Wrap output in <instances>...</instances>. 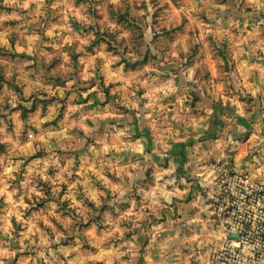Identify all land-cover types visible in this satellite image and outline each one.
Masks as SVG:
<instances>
[{
	"label": "crops",
	"instance_id": "0c3cea01",
	"mask_svg": "<svg viewBox=\"0 0 264 264\" xmlns=\"http://www.w3.org/2000/svg\"><path fill=\"white\" fill-rule=\"evenodd\" d=\"M218 10L224 14L225 23L222 27L213 23L211 28L226 32L228 37L237 26L241 31H249L245 23H238L228 7ZM256 33H239L230 38L239 90L250 94V104L224 95L222 102L218 101L220 97L208 98L204 113L187 121L183 118V96L198 90L192 71H184L183 78L177 72L166 76L158 68L154 73H145V80L138 85L134 62L122 61L115 54L99 49L81 56L72 64L74 70L63 61L56 68L52 57L47 59L40 54L24 59L21 54H14L11 60H4V79L12 78V84L21 88L26 99L34 95L29 102L20 101L24 108H30L36 98L49 99L55 94L64 100L66 108L59 126L46 131H58L84 117L88 118L84 122L91 124V118H96L97 126L86 137L79 129L72 132L86 140L84 147L61 148L53 157L72 154L81 162L87 152L88 136L94 140L90 146L100 147L102 141H108L121 149L110 153L108 158L125 165L120 173L124 176L122 181L114 175L111 179L122 182L128 188L127 194L133 195L126 214L127 241L116 250L123 264H211L214 251L229 236L223 229H214L212 210L204 206L196 193L198 185L215 189L208 180L207 164L218 161L228 164L232 170L246 174L250 185L264 181V58L257 57L260 48H264V38H257ZM224 44L227 45L226 40ZM2 45L16 49L14 52L23 50L8 40ZM27 46L25 51L30 52L32 46L30 43ZM52 46L59 48L56 43ZM117 74L120 79H116ZM56 79L64 84L56 83ZM103 86L109 89L108 94ZM214 86L199 89L204 94L216 93ZM55 104L47 105L45 115H39L41 104H36L37 120L32 119L36 126L40 118L50 113L53 118ZM210 140L216 144L206 148ZM136 194L139 200L135 199ZM197 236L205 238L194 241ZM77 252L84 264L115 261L110 249L85 254L78 247Z\"/></svg>",
	"mask_w": 264,
	"mask_h": 264
},
{
	"label": "rangeland",
	"instance_id": "374dc122",
	"mask_svg": "<svg viewBox=\"0 0 264 264\" xmlns=\"http://www.w3.org/2000/svg\"><path fill=\"white\" fill-rule=\"evenodd\" d=\"M222 7H228V11L236 15L238 23H245L249 30L241 31L242 28L237 26L236 31H232L229 36L237 37L239 33L251 35L258 32L256 37L264 38V0H0V250L7 248L16 251V256L7 264H18L29 257L37 258L38 264H68V261L77 258L81 260L80 253L77 252L78 247L85 254H96L102 249H110V254L115 259L110 264H123L116 250L127 241L129 227L126 214L133 195L126 193L125 197L119 200H114L109 195L102 198L99 206L86 200V207L90 211L79 215L75 209L69 207L70 201L59 199L67 190V185H61L62 191L53 194L50 182L36 176L31 179L29 186L35 185L44 193V197L33 196L32 200H28L25 196V203L29 207L23 209V219L18 221L14 215L9 216L12 204L9 203L8 194L13 189L16 190L11 197L14 202L26 191L22 187V181L29 179L27 167L32 161L48 159L53 157V153L61 150L60 147L51 152L40 149L34 154L18 156L19 152L14 149V144L24 145L28 143L30 135L35 136L41 131L57 128L66 106L64 100L55 94L49 99L36 98L30 108H24L20 101L29 102L34 95L26 99L21 88L12 84V78L11 81L4 79V60H11L14 54H21V59L40 54L47 59L52 57L54 66L63 61L66 67L71 68L81 56L99 49L115 54L122 61L134 62L133 68L138 72L136 84L145 80V73H154L158 68L164 71L166 76L177 72L182 74L183 78L184 71H192V80L197 84L198 90L194 89L183 96V118L187 121L195 114L201 116L204 113V104L208 98L220 97L218 101L222 102L224 95L236 98V102L249 101L247 104L252 100L250 94L245 95L239 90L237 62L233 43L230 42L231 37L224 31L217 32L214 27H210L213 23H220V27L224 25V14L218 10ZM7 40L23 48L21 53L14 52L16 49L4 47L2 43ZM225 40L227 45L224 44ZM28 43L32 46L30 52L25 51ZM54 43L58 44L59 48H54ZM260 51L257 57L263 60L264 48H260ZM56 68H60V65ZM71 70H74V67ZM81 82L79 80V83ZM56 83L64 84V81L56 79ZM210 84L215 85L216 93L207 95L199 89ZM103 88L108 94L109 89L104 86ZM142 93L141 89L140 95ZM50 102L56 103L53 118L38 128L34 122L37 120L36 104H41L39 115H45ZM187 131L185 130V133ZM91 143H94V140L88 136L87 145L90 146ZM212 144H216V141L210 140L205 147L208 148ZM53 158L58 159L61 166L68 159H73L75 166L81 163L78 157L72 154ZM21 160L23 164L18 170L11 174L5 173V169ZM207 165L210 170L208 180L214 183L215 189L198 185L196 193L204 206L207 205V209L212 210L210 218L214 229L220 228L228 232L224 216L220 217L218 213L219 203L224 200L221 188L226 178L224 173L231 176L242 175L246 180L247 176L232 170L228 164L221 161ZM56 172L55 166H50L46 175L54 177ZM12 176L15 179H11ZM75 178L74 173L72 179ZM261 183L264 186V181ZM6 184L9 187L5 188ZM135 199L139 200L140 197L136 194ZM52 204H56L55 211L61 219L71 223L64 228L53 220L59 236L41 224L42 233L30 237L37 243L29 244L28 240L24 239L27 225L23 221L29 220L34 214L47 212ZM202 211L205 214L204 210ZM9 223L11 228L6 232L5 228ZM113 228L116 230L113 231ZM43 238L47 239V243H39ZM204 238L197 236L194 241ZM21 241L24 243L22 251ZM123 250L124 248H121V251ZM40 252H43L44 259L38 258ZM123 252V258L126 259V253ZM81 261L84 264L83 260ZM96 264H105V261Z\"/></svg>",
	"mask_w": 264,
	"mask_h": 264
},
{
	"label": "clouds",
	"instance_id": "9594fccd",
	"mask_svg": "<svg viewBox=\"0 0 264 264\" xmlns=\"http://www.w3.org/2000/svg\"><path fill=\"white\" fill-rule=\"evenodd\" d=\"M175 55V53H173ZM87 78V77H86ZM116 79H120L117 74ZM74 111V110H72ZM52 119V113L44 116L38 120L37 127L44 125ZM87 117L81 118L79 121H74L68 124L66 127L59 129L58 131H41L40 134L29 136L28 143L24 145L14 144V149L19 150V154L30 155L34 154L40 149L51 152L54 148H72L74 150L80 149L85 146L86 140L78 135L72 134L74 129H79L84 133L86 137L89 132L95 129L97 126L96 118H91V124L85 123ZM35 145V147H33ZM121 149L113 142L102 141L100 147L88 146L87 152L82 158L79 166H75L73 159H68L63 166L60 165L58 159L49 157L45 160H35L27 167V174L29 179L22 181V187L26 191L22 192L20 198L16 201H12L11 197L15 194V189L9 193V203L12 204V208L9 211V216H15L18 221L23 219V209H27L29 205L25 203V196L28 200H32L33 196L37 198L44 197V193L35 185L29 186L31 179L39 176L40 179L49 181L52 185V193L59 194L62 189L61 185H67V190L63 195L59 196L61 201H70L69 207L76 210V213L83 215L86 211H90L86 207L85 201H91L93 204L99 206L102 203V198L111 196L114 200H119L125 197L128 188L123 185L122 182L113 181L111 177L114 175L118 180L122 181L123 175L120 173L124 170L125 165H122L119 160L109 159V154L112 152H120ZM23 164V160L18 161L12 167L5 169L6 174H11L18 170L20 165ZM42 165V167L40 166ZM50 166H55L57 172L54 177L46 175V172ZM119 170V171H118ZM75 173V179H72ZM11 179H15L14 176ZM9 185H5V188ZM82 197L77 199V197ZM56 204H52L47 212L41 214H34L29 220L23 222L27 225V231L24 233V239L28 240L29 244H36V240L30 239L31 236L40 235L42 233L41 224L48 229H51L56 236L60 233L57 231L56 224L53 220L59 222L64 228H67L71 221L61 219L60 215L55 211ZM11 228V224L5 228L7 232ZM115 231L116 229H112ZM111 234V232H109ZM21 243V251L23 250L24 243ZM39 243H47V239L43 238ZM67 255V254H66ZM16 256V251H10L5 248L0 250V264H7V262ZM38 258L44 259L43 252L38 253ZM90 259H93L90 257ZM100 259V257H95ZM18 264H38L37 258H26ZM68 264H82V261L77 258L72 261H68Z\"/></svg>",
	"mask_w": 264,
	"mask_h": 264
},
{
	"label": "built area",
	"instance_id": "2783aa9c",
	"mask_svg": "<svg viewBox=\"0 0 264 264\" xmlns=\"http://www.w3.org/2000/svg\"><path fill=\"white\" fill-rule=\"evenodd\" d=\"M224 175L218 213L224 216L228 236L237 238H226L211 264H264V186L250 185L242 175Z\"/></svg>",
	"mask_w": 264,
	"mask_h": 264
},
{
	"label": "water",
	"instance_id": "95a60500",
	"mask_svg": "<svg viewBox=\"0 0 264 264\" xmlns=\"http://www.w3.org/2000/svg\"><path fill=\"white\" fill-rule=\"evenodd\" d=\"M230 238H237V235L236 234H232V235H230Z\"/></svg>",
	"mask_w": 264,
	"mask_h": 264
}]
</instances>
